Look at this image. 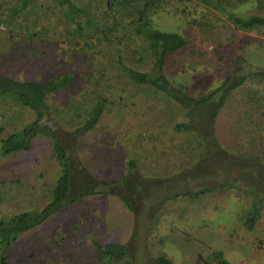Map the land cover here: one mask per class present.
Instances as JSON below:
<instances>
[{
    "label": "rangeland",
    "instance_id": "obj_1",
    "mask_svg": "<svg viewBox=\"0 0 264 264\" xmlns=\"http://www.w3.org/2000/svg\"><path fill=\"white\" fill-rule=\"evenodd\" d=\"M33 1L40 6L28 5L18 14L28 28L18 20L12 25L2 21L0 51L6 54L0 52V75L9 76L11 72L13 76L24 65L26 71L36 73L33 64H24L20 57L12 59L14 49L9 45L19 47L22 56L28 50L26 31H40L43 26L49 34L53 33L50 40L41 36L40 44L46 47L49 57L43 75L75 69L82 71V78L68 91L47 94L46 108L51 119L60 125L53 129L71 163L72 180L82 176L80 183L72 182V187L86 188L90 181L101 193L79 198L40 229L19 237L17 254H13L10 264H110L99 257L95 243L124 245L126 255L113 264H153L157 253H163L171 264H203L201 258L216 262L211 251H220L229 264H264V81L247 77L229 93L216 113L208 104L190 109L191 118L185 123L199 133L203 143L190 145L180 156L177 140L179 145L184 137V142H192L191 131L177 133L172 129L174 122L185 120L182 110L175 109L173 102L164 107L166 101L150 88L134 87L120 76L114 79L107 59L101 66L106 67V75L110 76L109 86L102 81L92 83L89 75L94 58L102 61L109 56L83 58L79 53L58 49L63 39L58 31L60 13L56 8H47L49 0ZM19 2L0 0L8 10ZM174 8L168 6L152 15V25L186 35L193 28L187 19H200L205 12L202 5L190 0L176 2ZM262 8L264 4L255 0H239L233 11L247 17L261 13ZM216 30L223 43V49H218L223 60L218 62L209 54L197 58L185 47L172 56L178 66L167 60L165 73L171 85L188 86L192 95L208 92L231 74L236 53L233 48L238 43H245L240 51L246 60L239 66L242 72L264 69V31L234 30L220 15ZM136 40L138 46L141 40ZM257 40L262 42L261 46ZM125 42L130 46L132 41L124 39L122 44ZM98 49L103 51L105 47L94 48ZM3 58L9 63L1 62ZM193 69L201 72L194 74ZM92 85L100 93L93 94ZM96 95L106 99L104 112L89 132L73 138L69 128H65L79 123ZM68 97L78 99L73 100L75 106L67 110L66 116L53 111V105L65 104ZM255 97H259L258 102ZM1 100L0 111L6 106ZM12 104L16 111L11 107L4 111V117L0 114V139L21 122L32 120L27 112L30 109ZM41 118L49 121L46 111ZM164 141L174 147L164 145ZM29 148L28 152L12 156L0 154V216L39 209L49 200L48 187L56 178L57 163L48 154L44 135L35 137ZM205 188L210 190L194 197L186 194ZM257 206L261 209L256 222L251 228L245 227L242 220ZM27 245L43 249L34 255Z\"/></svg>",
    "mask_w": 264,
    "mask_h": 264
},
{
    "label": "trees",
    "instance_id": "obj_2",
    "mask_svg": "<svg viewBox=\"0 0 264 264\" xmlns=\"http://www.w3.org/2000/svg\"><path fill=\"white\" fill-rule=\"evenodd\" d=\"M49 1L51 2L47 5V8L49 10L56 8V11L61 16L59 19L58 31L61 34L59 38L66 39V42L61 39L57 45L60 47L58 49L64 53H79L83 58H86L83 55H90L92 59L96 54H99L102 58L109 56L102 60L103 63L101 59L94 58L95 64L92 65V73L89 75L92 83L98 84L102 81L106 84V87L109 86L108 80H110V76L106 75V67L101 66L107 59L108 66L110 67L109 71H111V76H115L114 79H118L117 76H120L134 87L150 88L157 94L158 98L166 101L164 107L172 105L171 102H173L175 109L182 110L185 120L174 122L172 129L177 133L191 131L189 137L192 138V142H184L187 138L184 137L181 140L183 142L179 145V141L177 140L176 145L181 147L178 149L180 156L190 145L195 147L203 143L199 138V133L195 132L185 123L186 119L191 118L190 109L208 104L212 106L213 112L216 113L222 107L229 93L241 86L247 77L264 81V69L242 72L243 68L239 67L246 62L243 53L240 52L243 50L245 43L235 44L233 48V51L236 53L234 55V68L231 74L206 93L198 91L195 95H192V93H188V86H173L170 84L165 73L167 60H173L178 66V63L172 56L185 47H189L197 58L209 54L214 56L218 62L222 61L223 56L218 49H223V43L220 36H217L216 30L219 15L234 30L260 33L264 31V8H262L263 11L261 13L240 17L233 11L235 2L239 0H190L192 3L195 2L202 5L205 12L201 13L200 19H193V17L187 19V23L193 26L192 32L180 35L176 32L155 28L152 25L151 16L164 11L168 6L174 8L176 2L184 0ZM255 1L264 4V0ZM32 4L34 6L37 5L36 1L34 4L32 0H20L17 6H13L9 10L0 4V26L3 25L2 21H4L5 25H12L17 20L19 24L25 23L18 14L22 13L28 5ZM39 6L38 4L37 7ZM25 26L28 28L26 23ZM26 33L28 34L25 39L28 43L27 54L20 56L19 47H14L11 44L9 48L11 50L14 49V53L12 54L14 57L12 59L17 58V60H20L21 58L24 64H33L37 68V72L26 71L28 68L24 65L22 71L20 73L14 71L13 76L11 72H9V76L0 75V99H2L1 102L6 104L2 108V112L0 111V114L4 117L6 114L4 111L9 110L11 107H14L16 111L17 107L12 104L15 102L16 104H20L22 109H24L23 107L30 109L27 112L30 114V117L32 116V120L34 114V120L25 122V124L21 122V125L19 124L1 138L0 154L12 156L28 152L32 140L35 137L44 135L49 149L48 154L56 161L58 172L53 183L48 187L50 190L49 200L42 207L0 216V264H10L12 262L13 259L11 258H13V254H17L16 243L19 237H25L27 233L40 229L58 211L69 204L75 203L79 198L101 193V191H97L93 187L90 181H88L89 187L79 189L72 187V182L74 184L78 183L82 180V176H74L75 181L72 180L71 163L66 157L63 142L53 129V126L57 125L60 127V125L51 119L52 117L47 111L45 102V97L49 93L57 90L68 91L72 89L76 81L82 78L80 74L82 71L74 69L71 71H60L52 76H44L43 69L47 66L49 57L46 47L40 44L41 36L48 37L50 40L53 33L49 34L43 26H41L40 31L29 30ZM78 39H81V41ZM124 39L131 40V45H127L126 42L122 44ZM136 39L141 40L138 46ZM192 41L194 42L192 43ZM45 42L48 44L46 38ZM256 42L261 46V41L257 40ZM97 46L105 47V49L103 51L100 49L95 51L94 48ZM110 47L112 49L109 51ZM0 52L4 55L6 54L2 50ZM3 59L1 62L6 64L10 61L7 58ZM124 60L131 61V63H126ZM178 61L180 62L179 66H181L182 62L179 59ZM41 63H44V65ZM188 67L190 68L191 66ZM192 71L194 74L201 72L200 69H193ZM77 75L79 76L75 77ZM92 88L91 92L93 94L94 92L100 93L97 88H94V85H92ZM84 89L87 90L88 86L84 87ZM85 90L84 92H86ZM96 96L89 102V109L79 118V123L69 126L65 125L67 126L65 129L69 128V135L73 138L89 132L100 118L101 113L104 112L106 99ZM75 99H78V97H68L65 104L53 105V111H56L59 115L65 113L66 116L67 110L75 106V101H73ZM258 101L259 97H255V102ZM44 111L49 115L50 122L41 121ZM57 113L54 112L55 116H57ZM72 123H75V120H72ZM2 128L0 125V130ZM164 145L174 147L168 141H164ZM48 154L46 155L47 157L49 156ZM208 190L210 189L205 188L186 194L194 197ZM260 209L259 206L253 208L250 213H247L246 220H242L241 224L247 228H251L258 218ZM45 242H48L46 238ZM26 247L31 249V253L33 251L34 255L36 251L43 249L40 246L32 248L30 245H27ZM95 247L102 261L110 264L121 260L126 255L125 247L122 244L108 243L100 246L95 243ZM211 256L212 258H217V261L209 262L201 258L203 264H229L222 259L220 251H211ZM152 262L153 264H171V261L163 253H157L152 258ZM18 264H21V262Z\"/></svg>",
    "mask_w": 264,
    "mask_h": 264
}]
</instances>
